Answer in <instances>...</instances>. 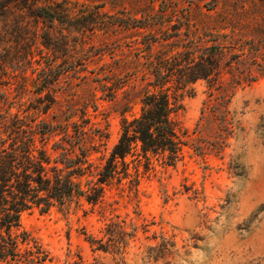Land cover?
Returning a JSON list of instances; mask_svg holds the SVG:
<instances>
[{
  "label": "rangeland",
  "instance_id": "374dc122",
  "mask_svg": "<svg viewBox=\"0 0 264 264\" xmlns=\"http://www.w3.org/2000/svg\"><path fill=\"white\" fill-rule=\"evenodd\" d=\"M59 1L61 24L27 17L22 45L2 52L0 93L47 131L51 157L55 142L72 155L85 148L94 174L123 119L140 114L150 59L198 35L223 47L216 82L179 90L184 145L173 164L129 156L128 176L104 185L96 205L75 198L22 214L48 264H264V0Z\"/></svg>",
  "mask_w": 264,
  "mask_h": 264
},
{
  "label": "trees",
  "instance_id": "16d2710c",
  "mask_svg": "<svg viewBox=\"0 0 264 264\" xmlns=\"http://www.w3.org/2000/svg\"><path fill=\"white\" fill-rule=\"evenodd\" d=\"M27 17L43 19L49 28L61 24V1L0 0V69L6 71L2 63L7 61L2 52L12 49L13 44L22 45L21 32L30 24ZM169 40L170 37L166 39ZM203 40L201 35L189 38L184 46L180 45L182 49L175 47L173 52L148 61L151 80L147 85L151 90L141 99L140 114L131 120L123 119L119 139L96 174L85 148L80 149L79 156L72 155L62 143L55 142L53 150L59 153L51 157L45 148L47 131L12 114L7 109L11 105L8 96L0 93V262H51L48 252L22 229L23 213L33 209L46 213L75 198L96 205L103 198L104 185L121 173L128 176L125 159L129 156L137 155L136 159L146 162L157 155H167L170 164L177 160L184 145L174 119L182 109L179 90L199 80L219 79L218 50L223 46L221 43L209 46ZM251 78L246 75L242 80L251 82ZM223 121L226 122V117ZM94 175L97 179L87 180L82 189L80 179ZM88 240L95 250L107 251L101 241L92 237Z\"/></svg>",
  "mask_w": 264,
  "mask_h": 264
},
{
  "label": "clouds",
  "instance_id": "9594fccd",
  "mask_svg": "<svg viewBox=\"0 0 264 264\" xmlns=\"http://www.w3.org/2000/svg\"><path fill=\"white\" fill-rule=\"evenodd\" d=\"M198 264H200V261L198 260Z\"/></svg>",
  "mask_w": 264,
  "mask_h": 264
}]
</instances>
